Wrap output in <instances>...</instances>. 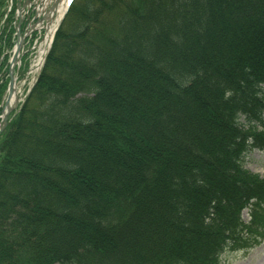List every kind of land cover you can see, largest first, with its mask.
<instances>
[{
  "label": "trees",
  "instance_id": "16d2710c",
  "mask_svg": "<svg viewBox=\"0 0 264 264\" xmlns=\"http://www.w3.org/2000/svg\"><path fill=\"white\" fill-rule=\"evenodd\" d=\"M256 150L264 0H73L0 136V264H223L264 242Z\"/></svg>",
  "mask_w": 264,
  "mask_h": 264
},
{
  "label": "rangeland",
  "instance_id": "374dc122",
  "mask_svg": "<svg viewBox=\"0 0 264 264\" xmlns=\"http://www.w3.org/2000/svg\"><path fill=\"white\" fill-rule=\"evenodd\" d=\"M25 0H23L24 2ZM12 2L14 5H12ZM9 0L8 2V13H12V9L16 4V0ZM34 10V9H33ZM33 10L29 13V18H24L22 24H19L18 21V15L15 11L14 13V29L15 33L13 35V47L9 50H7L2 57L5 61H7L6 66V73L7 75L2 78L0 81L3 82V79L7 81V88L6 92L3 97V104L4 101H6V97L8 94V88L10 83L9 78V68L12 62V57L15 55V48L18 41L17 36V28L19 29V32L22 37H25V33L29 35L28 38H25L24 45L21 51V56L19 57V63L18 66L15 69V77L17 80V87L19 92L20 100L22 101V104L24 103V100L26 99V96H29L30 89L32 87L33 81L37 79V72H35V64L38 62V56L41 49V43L44 40L45 37V31H36L33 34L31 29V26H35L37 28V24L41 21V16H39L38 12L35 11L33 13ZM17 16V17H16ZM60 16V15H59ZM59 16L57 18H59ZM56 18V23L58 22ZM8 19V16H5L4 19L1 22V25H4L6 20ZM60 22V20H59ZM18 24V25H17ZM59 29V28H58ZM37 37V38H36ZM55 38V37H54ZM54 42V41H53ZM2 104V106H3ZM21 105H19L20 107ZM3 111V110H2ZM18 108L11 114L10 117L13 116V114L17 113ZM3 115H0V119ZM5 131V130H4ZM4 131L0 134V136L4 133ZM245 168L249 171H251L254 174H258L260 176L264 177V152H260L258 150L250 153L246 160H245ZM244 220H248L247 218V212L243 215ZM223 264H264V242L253 249H242L237 251H227L222 258Z\"/></svg>",
  "mask_w": 264,
  "mask_h": 264
},
{
  "label": "water",
  "instance_id": "95a60500",
  "mask_svg": "<svg viewBox=\"0 0 264 264\" xmlns=\"http://www.w3.org/2000/svg\"><path fill=\"white\" fill-rule=\"evenodd\" d=\"M17 9L20 12L22 11L21 0H18ZM18 28H17L18 41H17V45H16L15 55H14L13 60H12V65L9 69L10 83H9L6 101H4L3 119L0 123V134L6 129V127L8 125L9 116L12 114V112L16 109V107L20 103V98H19V95L17 93V83H16L17 80L15 77V66L18 63L19 56H20V53H21L23 45H24L25 37L21 36ZM13 97H14V100L11 103Z\"/></svg>",
  "mask_w": 264,
  "mask_h": 264
},
{
  "label": "bare ground",
  "instance_id": "6f19581e",
  "mask_svg": "<svg viewBox=\"0 0 264 264\" xmlns=\"http://www.w3.org/2000/svg\"><path fill=\"white\" fill-rule=\"evenodd\" d=\"M43 1V0H42ZM46 2V4H47V0H45ZM70 0H63V2H62V4L59 6V8H58V13L59 14H57V17L60 15V17L63 15V13L66 11V9H67V5H68V2H69ZM21 16H24L23 14H21ZM56 17V16H55ZM54 17V18H55ZM23 20H24V17H22L21 19H20V22H21V24H22V22H23ZM57 21L59 22V18H57ZM44 24H47V23H44ZM55 24L56 23H54V19H52V21L49 23V25H48V27H47V31H48V33H47V36L45 37V39H44V42H42V44H41V50H40V52H39V56H38V62H36V66H38V70H39V67L41 66V64H42V62H43V59H44V57L46 56V54H47V50H48V46L50 45V41H51V37L53 36V34H54V29H55ZM43 26H45V25H43ZM42 27V26H41ZM40 28V26H37V29H39ZM45 31H46V29H45ZM47 46V47H46ZM47 49V50H46ZM44 50H46L45 52H44ZM14 57V56H13ZM13 57H12V60H13ZM11 65H12V62H11ZM15 68H16V66H15ZM13 100H14V97H13V99H12V101H11V103L13 102Z\"/></svg>",
  "mask_w": 264,
  "mask_h": 264
}]
</instances>
